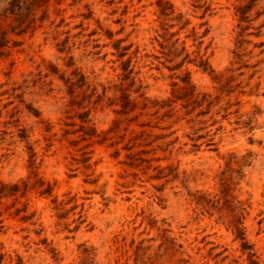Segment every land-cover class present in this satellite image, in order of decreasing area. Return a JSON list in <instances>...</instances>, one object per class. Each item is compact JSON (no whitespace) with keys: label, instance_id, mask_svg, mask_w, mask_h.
<instances>
[{"label":"rangeland","instance_id":"1","mask_svg":"<svg viewBox=\"0 0 264 264\" xmlns=\"http://www.w3.org/2000/svg\"><path fill=\"white\" fill-rule=\"evenodd\" d=\"M0 264H264V0H0Z\"/></svg>","mask_w":264,"mask_h":264}]
</instances>
